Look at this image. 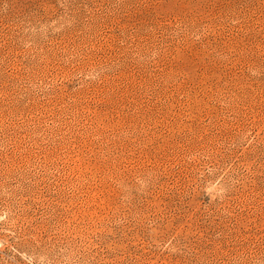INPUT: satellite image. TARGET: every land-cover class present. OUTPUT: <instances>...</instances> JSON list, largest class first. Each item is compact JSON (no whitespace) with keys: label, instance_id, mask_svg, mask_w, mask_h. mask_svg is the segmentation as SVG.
<instances>
[{"label":"rangeland","instance_id":"rangeland-1","mask_svg":"<svg viewBox=\"0 0 264 264\" xmlns=\"http://www.w3.org/2000/svg\"><path fill=\"white\" fill-rule=\"evenodd\" d=\"M0 264H264V0H0Z\"/></svg>","mask_w":264,"mask_h":264}]
</instances>
